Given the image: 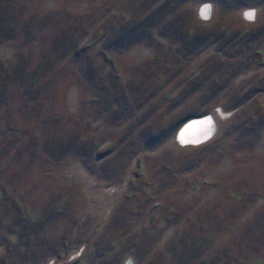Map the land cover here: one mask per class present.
I'll return each instance as SVG.
<instances>
[{
	"label": "rangeland",
	"instance_id": "rangeland-1",
	"mask_svg": "<svg viewBox=\"0 0 264 264\" xmlns=\"http://www.w3.org/2000/svg\"><path fill=\"white\" fill-rule=\"evenodd\" d=\"M165 1L0 0V264H264V0H212L207 25L171 0L109 47Z\"/></svg>",
	"mask_w": 264,
	"mask_h": 264
},
{
	"label": "clouds",
	"instance_id": "clouds-1",
	"mask_svg": "<svg viewBox=\"0 0 264 264\" xmlns=\"http://www.w3.org/2000/svg\"><path fill=\"white\" fill-rule=\"evenodd\" d=\"M260 15V9L254 6L243 7L240 10V18L249 25H254L258 21ZM195 16L199 22L202 24H209L213 21L215 16V7L212 0H203L202 3L195 9ZM215 116L208 115L206 118H203L200 123L204 128V134L201 139L195 141H187L183 137H178V141L181 146H187L189 143L192 146H198L201 143H204L212 139L217 132V118L221 121H227L233 115L231 112H226L222 106H217L214 109ZM84 252V248H80L79 251L74 253L69 257V264L71 261L78 259ZM122 264H136V259L132 255H127L123 260Z\"/></svg>",
	"mask_w": 264,
	"mask_h": 264
},
{
	"label": "trees",
	"instance_id": "trees-1",
	"mask_svg": "<svg viewBox=\"0 0 264 264\" xmlns=\"http://www.w3.org/2000/svg\"><path fill=\"white\" fill-rule=\"evenodd\" d=\"M170 4H172L171 0H167L162 4L156 5L152 8V10H150V13L148 15L137 20L135 19L134 23L131 25L121 27L122 24H119V22H113L110 26V30L120 29L122 31V34L114 44H109V47L126 49L134 43L145 39L153 28L157 27L158 25H160V23L164 21V16L166 13L173 12V9H171L169 6ZM165 32L166 28H162L161 34L163 35L165 34ZM189 118L183 121L180 125L190 120ZM180 125L175 128L176 131L180 127Z\"/></svg>",
	"mask_w": 264,
	"mask_h": 264
},
{
	"label": "bare ground",
	"instance_id": "bare-ground-1",
	"mask_svg": "<svg viewBox=\"0 0 264 264\" xmlns=\"http://www.w3.org/2000/svg\"><path fill=\"white\" fill-rule=\"evenodd\" d=\"M208 115H212V114H207L201 117H195V118L188 120L185 126H183V128L180 130L178 137L182 136L183 139L190 141V142L201 139L204 134V128L202 124L200 123V121L203 118H206ZM188 145H192V144L189 143Z\"/></svg>",
	"mask_w": 264,
	"mask_h": 264
},
{
	"label": "water",
	"instance_id": "water-1",
	"mask_svg": "<svg viewBox=\"0 0 264 264\" xmlns=\"http://www.w3.org/2000/svg\"><path fill=\"white\" fill-rule=\"evenodd\" d=\"M204 116H205V115H204ZM186 122H187V121H186ZM186 122H185V123L180 127V129L177 131V134H176L177 138H178V136H179L180 130L183 128V126H185Z\"/></svg>",
	"mask_w": 264,
	"mask_h": 264
},
{
	"label": "crops",
	"instance_id": "crops-1",
	"mask_svg": "<svg viewBox=\"0 0 264 264\" xmlns=\"http://www.w3.org/2000/svg\"><path fill=\"white\" fill-rule=\"evenodd\" d=\"M254 7H257V8H259L258 6H254ZM260 9V8H259ZM260 14H261V9H260Z\"/></svg>",
	"mask_w": 264,
	"mask_h": 264
}]
</instances>
